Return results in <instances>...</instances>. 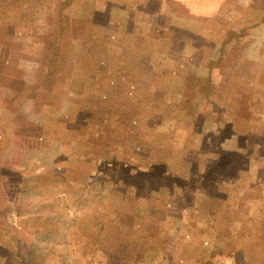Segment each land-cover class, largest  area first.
<instances>
[{
	"label": "crops",
	"instance_id": "obj_1",
	"mask_svg": "<svg viewBox=\"0 0 264 264\" xmlns=\"http://www.w3.org/2000/svg\"><path fill=\"white\" fill-rule=\"evenodd\" d=\"M60 1L51 0L48 7L53 9ZM68 12L74 56L70 63L74 68L72 77L82 73L83 62L84 66L88 63L91 71L96 70L92 80L99 87L97 93L92 89L81 93L77 81L76 91L70 89L57 110L50 114L38 111L28 86L39 81L43 69L40 55L13 44L0 47V166L2 163L8 168V173L0 169V178L8 179V184L0 186V264H107L104 247L97 241L103 235L109 203L102 200L100 204L80 205L81 192L70 187L66 179V161L53 162L69 150L80 163L85 162L84 158H98L111 169L113 162L108 161L107 154H95L98 139L86 134L85 126L92 123L90 116L83 125L76 119L80 111L77 99L87 98L95 99L97 105L86 114L107 118L108 126H103L102 133L110 134L111 143L101 136L100 146L108 149L114 143L116 149L110 148L114 157L128 158L132 167L145 170L144 175L127 172L124 178L130 181L128 189L122 190L120 207L138 214L151 212L159 223L162 239H171L179 249L178 253L156 250V241L147 230L149 217L140 221L137 215L133 231H139L137 243L142 253L137 264L206 263L216 243V225L210 213L204 220H199L198 214L207 207L210 196H245L246 217L251 223L264 210V0H72ZM27 15L26 10L20 13L25 17L21 25L28 30L35 27L37 39L21 35L23 32L12 34L17 42L38 45L53 25L46 23L45 12L39 11L34 23L29 24ZM19 16H10L9 24L15 25ZM137 33L163 44V52L155 51L149 58L159 75L149 81L129 70L138 63L130 61V54L121 44ZM92 51L102 52L98 62L92 58ZM162 60L165 71L160 75ZM102 69L107 72L105 76H99ZM128 73L133 74L127 79H133L130 98L135 110H127L137 112L148 101L147 109L136 114H147L144 119L133 117L126 122L123 109L111 105L116 91L122 92L120 86L128 82ZM101 84L106 85L98 93ZM15 85L22 87L23 97L13 104L21 117L35 126V135H27L13 121L9 106L8 110L7 99ZM95 100L88 103L93 106ZM70 118H75V123L71 119L68 124ZM147 130L152 131L145 135ZM71 132L75 136L71 137ZM159 136L161 141H157ZM69 137L74 139L67 144ZM163 150L170 153L164 160ZM9 158H20V162ZM24 158L33 160L27 162ZM158 164L162 165V173H152ZM28 165L34 169L28 189L38 187L41 191V180L49 177L54 199L40 204L23 200L26 191L16 187L19 181L10 182L11 169ZM174 166H178L177 171ZM103 172L94 176L89 171L88 187L103 184L101 179H108L107 171ZM120 179L115 177L117 182ZM110 193L98 191L96 195ZM162 194L166 196L163 201ZM186 195L190 197L187 205ZM146 197L151 202L141 207V199ZM176 199L180 212L191 211L186 232L178 236L169 231L178 222L180 225L182 217L179 211L174 215ZM243 226L241 221L232 223L231 241L240 236ZM11 232H15L13 236ZM36 243L48 250L38 249L37 260L30 261ZM243 254L240 256L245 260Z\"/></svg>",
	"mask_w": 264,
	"mask_h": 264
},
{
	"label": "rangeland",
	"instance_id": "obj_2",
	"mask_svg": "<svg viewBox=\"0 0 264 264\" xmlns=\"http://www.w3.org/2000/svg\"><path fill=\"white\" fill-rule=\"evenodd\" d=\"M33 4L35 5L36 11L37 12H46L47 8H48V1L46 0H32ZM134 1V0H133ZM47 4V5H46ZM35 11V12H36ZM36 12V13H37ZM23 18V20H22ZM24 16H19V18L17 19V23L14 25L15 22H13V25L10 26L9 30L11 33L14 34H21L23 32V34L21 35H25V36H29L31 35L32 39L36 40L37 36L35 35V27L34 28H30L28 30V28H25L26 30L23 29V26L21 24H24L25 20H24ZM28 32V33H27ZM142 32V31H141ZM140 39V42H138V40ZM142 40V43H141ZM155 39H153L152 36L149 35H144L143 33H137L136 35H130L123 43H121L127 50V52L130 54V61L134 60H141V56H140V52L142 50L147 51H157V53L159 54V52H163V44L161 43H157L154 42ZM137 41V42H135ZM140 44H141V49H140ZM8 47V46H7ZM113 51V50H112ZM115 52V51H113ZM134 55V58H131V56ZM164 60H162V62L160 63V69L161 72L158 70V74L162 75L164 73V71H162L164 69V67L162 66ZM138 62V61H137ZM140 62V61H139ZM142 62H144V64H146V62H148L149 64V58L143 59ZM143 64V63H142ZM107 74L106 71H104V69H102L99 72V76H105ZM131 75V73H128L125 75V79L128 78V76ZM157 75V74H154ZM153 75V76H154ZM159 76V75H157ZM152 77V76H151ZM151 77H148L146 79L152 80ZM91 79H95V76L93 75ZM89 80V76L87 75V79ZM127 83L125 85H121L120 87L123 89L122 92H117L115 93L114 99L112 101V107L113 109L119 107L122 108L124 111V119L127 122V120H129L130 118L136 117L138 119H144L146 117L147 114L144 115H136L137 113L140 114V112L142 110L147 109V101L148 99L145 100V104H142L144 106L143 107H139L136 111H132L134 113L127 110V109H133L135 110V106L134 103L131 102V91H132V82L133 79H127ZM15 83V82H14ZM106 84H101V90L98 93H102L104 90ZM109 85V84H108ZM110 86V85H109ZM79 87L81 88V93H83L85 90H87L89 92L90 89H92L93 93H97V85H95V83H93L92 86H90L88 83H84V82H80L79 83ZM117 90V89H116ZM150 91V87L149 89L146 90ZM120 93H123L120 95ZM98 95V94H97ZM65 98V97H64ZM95 99H86L83 100L81 99V101L79 99H77V103L78 106H80V111L77 114V120L78 122L81 121V124L83 125V123L85 122V119L88 116H90L89 119H92V123L91 125H88L87 127L85 126V131L86 134L94 138L98 139V142H100L101 136L103 138H106V142L111 143V141H108L110 138L105 136V132L102 133V129L103 126L106 129V127L108 126L107 124V118L106 116L102 117L95 115L93 113L92 116L91 114H86V111H92V109L94 110L95 106L97 105L96 100L93 101V106H91L88 101H92ZM62 103V101H61ZM134 106V107H133ZM85 113V115H84ZM132 113V114H131ZM155 112H152V114ZM158 115V113H156ZM112 117V116H111ZM110 115L108 116V121H110L111 119ZM75 118H70L68 119V124L71 122L75 123ZM160 118V117H159ZM72 119V120H71ZM71 120V122H70ZM110 124V122H109ZM111 126V125H110ZM110 130V129H109ZM108 130V131H109ZM150 130L145 131V135L149 134ZM152 131V130H151ZM150 131V133H151ZM70 134L71 137L75 136L76 133L71 132ZM93 134V136H92ZM79 136V134H78ZM69 137L67 140V144H70L69 140L74 139ZM83 139V137H82ZM92 139V138H90ZM157 141H161V137L159 136L157 138ZM97 142V146H95V154L97 156H104L107 154V158L108 161L113 162L111 166V169L106 168L107 164L103 161H97L98 158H84L83 163H80L78 160L79 158H76V156H74L69 150H67L65 153L68 154L67 157L65 158H53V162H57V161H66L67 164V171L66 172V179L67 181L70 183V187L72 188H77L78 191L80 190L81 195H79L78 199H79V204L86 206L89 204H94L95 202H97L98 204H100V202L102 200H105L109 203L110 209H108V212H106V217L104 218V228L102 230V237L99 236L98 238V244L104 247V255L106 256V260H107V264H132L135 263L137 264L140 261V253H141V249L139 248V244L137 243L138 238L140 237L139 235H137L136 231H133V223H135V221L137 220L138 216L140 221H146V219L148 220L149 217V221L148 223L150 224L147 228L150 237L152 239H154L156 242L153 244L155 247V249L160 250V249H166L168 252H173L176 251L177 253L179 252V249H177V245L175 247L174 242L170 241L169 242H165L164 239H162L160 232V228L157 226L159 225V223L157 221L154 220V218L152 217V213L148 212V213H140L138 214L136 211L134 210H129V208H122L120 207L121 204H119V201L122 197V190H127L128 189V182L130 180H126L124 177L125 175H127V172L133 170L134 172H136V174L138 175H144V169L143 167L138 168L139 166H134L132 167L128 162L129 159L128 158H116L112 155V150H115L116 148L114 147L115 144L113 143L111 146L113 147V149L111 150V147H108V149L103 148L105 146H100V143ZM170 143V142H168ZM167 143V144H168ZM82 145V144H81ZM170 145V144H169ZM165 150V149H164ZM163 150V154L161 155V158L167 159V156H169V152H165ZM101 152V153H100ZM108 152V153H107ZM126 151H124L125 153ZM161 152V151H160ZM1 159H5V158H1ZM9 159H15L16 163L20 162L18 159L20 158H9ZM33 160V158H24L23 160ZM40 159H45V158H40ZM48 160V158H46V161ZM119 161V162H118ZM15 162V161H14ZM52 162V163H53ZM123 162H126V164H122ZM51 163V164H52ZM34 164V163H33ZM156 168V169H155ZM0 169H2L3 171L8 173V168L5 164L1 163ZM105 169L107 171V174L105 175L106 178L108 179H101V183L99 186H97L94 188H90L88 187V183H90V181L86 178V175L88 174V172L90 171L92 175L94 176H100V174H102V172H106ZM162 169V165L158 164L157 167H154L153 170L151 171L152 173H162V171L160 172V170ZM33 166L32 165H28V167H14V171L13 168L11 169V175H12V179H10V182L16 183V187L23 189V192L26 191V193L24 194V201L25 202H29V204H40L41 201H47L48 199H54V196H56V194H52V186H50V178L49 177H45L44 179H40L41 180V191L38 190V187L34 188H30L28 189V187L31 185V181L33 177L30 176V174H32L34 171ZM174 171L178 170V166H174L173 167ZM2 171V172H3ZM103 172V173H104ZM149 172V171H148ZM112 174V178L109 174ZM147 173V172H146ZM23 175H26L21 179V177ZM29 176V177H28ZM110 178H109V177ZM118 176L119 178H121L119 181L117 182V180H115V177ZM174 178V177H173ZM124 179V180H123ZM175 179V178H174ZM110 181L113 183H110ZM175 182V180H173ZM31 182V183H30ZM115 182V183H114ZM179 182V181H178ZM7 183L8 184V179L7 181L4 178H0V186H3V184ZM21 187H18V184H22ZM117 183V184H116ZM240 183L243 184V179L240 180ZM184 185H186L184 183ZM8 186V185H7ZM189 189H191V186L189 187ZM98 191H111L110 195H106V196H100V195H95L96 192ZM101 193V192H99ZM102 194V193H101ZM99 196V197H98ZM161 196H163L162 200L166 199V196L164 194H162ZM102 197V198H101ZM160 197V196H159ZM211 198L208 199V205L207 207H204L202 210H200L198 216L200 217L199 220H204L207 217L206 213H210L212 217L214 218H210L214 224L216 225V243L213 244V249H212V253H211V259L208 260L206 263L204 264H239V263H250V264H264V210L262 212H259L258 216L254 217L251 222H248L247 219L248 217H246L247 212L245 211V207L246 206V197L245 196H237V195H232L231 196H225V195H217L214 196V199L212 198V196H210ZM185 204L187 205V201H189L190 197L189 195L185 196ZM224 199L226 200V203L224 202ZM94 201V203H91V201ZM148 202H151L149 200V198L146 197V199L144 200L143 198L141 199V207L143 206V204H147ZM178 199H176V201L174 202L173 208H174V215L176 216V214L182 213V217L184 216L185 213V217L182 218L181 217V221H180V225L179 222L178 224H176L175 228H171L169 229V231H172L173 234H177V236L179 234H183L186 232V228L188 223L190 222L191 219V211L186 210V212H183L181 210L180 212V207H178ZM99 206V205H98ZM172 207V206H171ZM211 210V211H209ZM138 215V216H137ZM137 216V217H136ZM152 217V218H151ZM156 218V217H155ZM64 219V218H63ZM242 222L243 223V230L242 233L240 234V236L238 238H233L234 240H230V227L232 225V223L235 222ZM141 223V222H140ZM53 228V227H52ZM157 229V232H156ZM159 229V230H158ZM233 230L235 229L234 227L232 228ZM137 230V229H136ZM160 231V232H159ZM237 231V229L235 230V232ZM15 232H11V236H13ZM19 235V234H18ZM45 236V235H44ZM20 237V236H19ZM45 239V238H43ZM38 244V245H37ZM42 245H40L39 243H36L35 246V250L34 252H32L30 258H28L30 261H36L37 259V251L39 249V251L42 252H46L44 250H48V248H41ZM236 248V249H235ZM249 248V250H248ZM232 249L234 250V253H232ZM253 249V250H250ZM244 253L243 255L245 256V260L244 257H241L240 254ZM100 253V252H99ZM249 253V254H248ZM35 255V256H34ZM102 255V254H99ZM102 255V256H104ZM124 255V256H123ZM142 255V253H141ZM100 257V256H99ZM34 258V259H33Z\"/></svg>",
	"mask_w": 264,
	"mask_h": 264
},
{
	"label": "trees",
	"instance_id": "obj_3",
	"mask_svg": "<svg viewBox=\"0 0 264 264\" xmlns=\"http://www.w3.org/2000/svg\"><path fill=\"white\" fill-rule=\"evenodd\" d=\"M71 1L72 0H61L53 9L51 6L47 8V11L45 12L48 14L46 23L53 26L52 29L48 30L49 32H46V34L42 36V42L37 45L31 42L30 44L23 43V40L17 42V40H15L16 37L13 36L14 34H12L9 30L11 24L8 22L10 16L17 17L23 12V10H26V13L28 14L26 18L28 24L34 23L36 20V14L38 13L35 8L36 4L34 5L32 0H0V47L13 44V46H19L28 52L30 50V53L33 51L40 55V67L43 69L39 71V81L29 85L28 89L35 96L36 109L38 111H45L46 114H50V112L52 113L59 108L64 97L67 98L66 96L70 92V89L76 91L74 86H76L77 81L78 85L81 81L86 84L88 83L90 86L95 83L91 78L94 74H96V70L91 71L88 63L84 66L83 62L81 64L82 73H78L77 76L72 77L74 68L70 65V63L74 62L72 61L74 56L70 43L71 34L68 29L69 18H67L70 17L68 7L71 4ZM49 3H51V0ZM138 42H140V39ZM152 53L155 52H146L145 50H142L140 52L141 60H137V65L130 66L129 70L135 74L136 77L145 79L151 76L153 77L156 72L154 68L150 65V63L148 64V62H146V64H144V62H142L143 59L147 60L150 58ZM25 55L26 53H24V56ZM99 56H102L101 51H96V53L95 51H92V58L95 62H98ZM87 75H89V80H86ZM208 86L209 85L206 84V88H208ZM98 88L99 87H97V89ZM21 91L22 87L16 85L14 86L11 91L12 95L10 96L9 101L7 99V107L9 106L10 110L14 113L13 121L16 122L18 126L20 125V128H22L23 131L26 130L25 132L27 135H35L37 134L35 126L28 123L26 119H23L18 112L19 110H17V107L13 104L17 99L23 97ZM105 136L111 139L109 133H106ZM67 156V153H62L61 157L65 158ZM122 164H126V162H123ZM91 203H94V201H91Z\"/></svg>",
	"mask_w": 264,
	"mask_h": 264
}]
</instances>
